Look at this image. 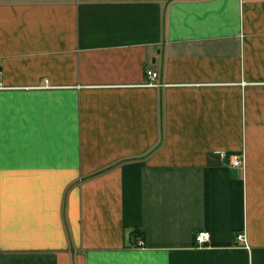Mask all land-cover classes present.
<instances>
[{"label": "crops", "instance_id": "obj_1", "mask_svg": "<svg viewBox=\"0 0 264 264\" xmlns=\"http://www.w3.org/2000/svg\"><path fill=\"white\" fill-rule=\"evenodd\" d=\"M0 264H264V0H0Z\"/></svg>", "mask_w": 264, "mask_h": 264}, {"label": "built area", "instance_id": "obj_2", "mask_svg": "<svg viewBox=\"0 0 264 264\" xmlns=\"http://www.w3.org/2000/svg\"><path fill=\"white\" fill-rule=\"evenodd\" d=\"M146 74H147V79L149 81H147V83L149 84H156V82L154 81L155 78L157 77V72L152 71L150 69L146 70ZM242 160L241 158H239L238 156L233 157L231 164L233 166H239L241 164ZM242 234H240L238 237L242 238ZM209 238V233L207 231H199L196 236H195V240L196 242L201 245L202 243L206 242ZM139 244H141V241L139 242Z\"/></svg>", "mask_w": 264, "mask_h": 264}]
</instances>
